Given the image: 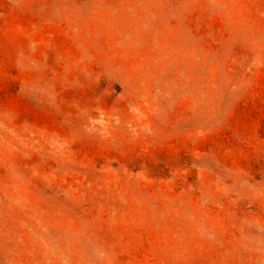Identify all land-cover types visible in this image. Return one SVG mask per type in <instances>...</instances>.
I'll return each instance as SVG.
<instances>
[{
    "label": "rangeland",
    "instance_id": "1",
    "mask_svg": "<svg viewBox=\"0 0 264 264\" xmlns=\"http://www.w3.org/2000/svg\"><path fill=\"white\" fill-rule=\"evenodd\" d=\"M0 264H264V0H0Z\"/></svg>",
    "mask_w": 264,
    "mask_h": 264
}]
</instances>
